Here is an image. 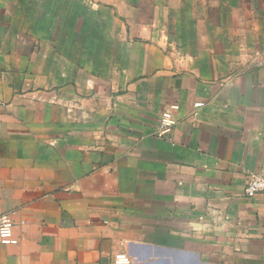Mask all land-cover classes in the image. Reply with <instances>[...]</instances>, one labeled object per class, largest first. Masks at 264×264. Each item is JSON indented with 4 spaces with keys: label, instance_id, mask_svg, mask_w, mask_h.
<instances>
[{
    "label": "crops",
    "instance_id": "1",
    "mask_svg": "<svg viewBox=\"0 0 264 264\" xmlns=\"http://www.w3.org/2000/svg\"><path fill=\"white\" fill-rule=\"evenodd\" d=\"M262 169L264 0H0V264H264Z\"/></svg>",
    "mask_w": 264,
    "mask_h": 264
},
{
    "label": "built area",
    "instance_id": "2",
    "mask_svg": "<svg viewBox=\"0 0 264 264\" xmlns=\"http://www.w3.org/2000/svg\"><path fill=\"white\" fill-rule=\"evenodd\" d=\"M205 102H196V106L200 107ZM179 106L174 104L166 109L161 117L158 126L156 127L155 134L163 136L173 130L177 125V118L175 116ZM264 198V169L258 171H249L247 174V181L245 186V196L249 199L256 196ZM15 211H5L2 208L0 201V242L3 244H18L19 239L14 235V215ZM114 262L116 264H130L131 259L127 253H118L115 255Z\"/></svg>",
    "mask_w": 264,
    "mask_h": 264
},
{
    "label": "rangeland",
    "instance_id": "3",
    "mask_svg": "<svg viewBox=\"0 0 264 264\" xmlns=\"http://www.w3.org/2000/svg\"><path fill=\"white\" fill-rule=\"evenodd\" d=\"M50 7V4H49V6H48V8ZM44 32H45V30H43ZM59 33V37L60 38H64L65 37V33L66 32H62V31H60V32H58Z\"/></svg>",
    "mask_w": 264,
    "mask_h": 264
}]
</instances>
